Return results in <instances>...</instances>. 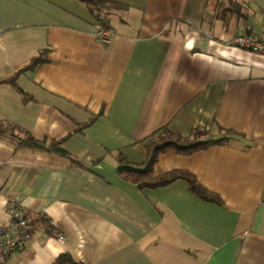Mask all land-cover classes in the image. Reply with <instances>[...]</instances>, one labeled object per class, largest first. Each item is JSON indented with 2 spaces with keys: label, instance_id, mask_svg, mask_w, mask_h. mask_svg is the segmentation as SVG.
Returning <instances> with one entry per match:
<instances>
[{
  "label": "crops",
  "instance_id": "0c3cea01",
  "mask_svg": "<svg viewBox=\"0 0 264 264\" xmlns=\"http://www.w3.org/2000/svg\"><path fill=\"white\" fill-rule=\"evenodd\" d=\"M237 1L106 0L105 41L81 0H0V121L70 154L0 136V224L13 198L59 231L33 227L7 264H264V54L227 42L264 37V0ZM199 126L231 135L154 174L215 198L119 174L117 154L143 162L159 130Z\"/></svg>",
  "mask_w": 264,
  "mask_h": 264
},
{
  "label": "trees",
  "instance_id": "16d2710c",
  "mask_svg": "<svg viewBox=\"0 0 264 264\" xmlns=\"http://www.w3.org/2000/svg\"><path fill=\"white\" fill-rule=\"evenodd\" d=\"M85 2L93 14L96 16L102 26H106V19L102 12L104 11L106 0H81ZM237 8L240 3L237 0H230ZM42 60L41 57L33 58L26 66L21 68L17 74L11 79L13 85L17 86L16 76L27 68H33ZM91 121L81 124V127L88 125ZM8 136L15 140L20 147H42L50 151H56L65 155H70L62 146L61 140L48 139L46 136L37 137L29 131H24L23 134L17 132L16 127L10 123L0 121V136ZM231 131L220 132L216 135L213 131L204 127H196L190 135L185 136L180 132H175L169 128H163L158 131L155 137H152L147 142L148 155L143 162H129L122 154H117L119 174L131 181H135L140 186H159L168 184L179 177L189 180L192 189L207 197L215 198L209 191L202 186L195 175L187 170L175 169L165 173L155 175L154 165L158 161L160 155L168 150L174 149L181 154H190L197 150L205 149L213 144H221L230 138ZM33 227H42L48 234H58V228L48 218H33ZM53 264H83L76 261L70 253H61Z\"/></svg>",
  "mask_w": 264,
  "mask_h": 264
},
{
  "label": "built area",
  "instance_id": "2783aa9c",
  "mask_svg": "<svg viewBox=\"0 0 264 264\" xmlns=\"http://www.w3.org/2000/svg\"><path fill=\"white\" fill-rule=\"evenodd\" d=\"M99 33L103 40L108 41L111 30L101 26ZM231 45L242 47L264 54V37L256 35L255 31H243L227 39ZM7 220L0 224V264H7L12 253L27 242L33 233L32 219L28 208L20 201L7 198L4 201ZM42 216V215H41ZM63 234L59 235L62 239Z\"/></svg>",
  "mask_w": 264,
  "mask_h": 264
}]
</instances>
